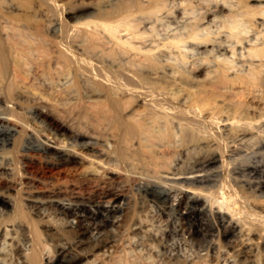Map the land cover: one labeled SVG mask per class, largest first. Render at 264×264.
I'll return each mask as SVG.
<instances>
[{
    "label": "rangeland",
    "instance_id": "rangeland-1",
    "mask_svg": "<svg viewBox=\"0 0 264 264\" xmlns=\"http://www.w3.org/2000/svg\"><path fill=\"white\" fill-rule=\"evenodd\" d=\"M216 1L226 3L227 8L222 7L215 16H209V11ZM263 10L264 2L255 3L250 0H0V51L4 52L2 65L0 64V89L5 91L9 100L19 101L20 107H13L10 111L15 113L26 125L24 132L18 135L16 145L13 148L7 147V152L2 153V155L8 156L12 162L10 167L13 170L9 172L11 173L10 177L4 175L3 178L9 177L17 189L10 193L19 201L21 211L18 214L21 215L20 217L25 218L22 216L23 208H26V198L31 194L40 193L43 196H51L59 193V190L65 191V193L78 190L85 195H94L96 188H91L92 191H89L91 190L90 186L105 187L106 183L117 182L116 176L107 171L108 169L113 170L110 165L103 163L100 165L85 157L78 158L76 163L60 169L50 165L49 161L40 154L24 153V146L34 142V139L27 142L32 132L38 138L48 137L54 133V130L44 120L36 117V113L33 112L35 107L41 106L50 119L53 118L61 124H67L70 131H83L87 135L85 140H98L100 142L98 149L101 151L104 149V145L108 146V140L112 143L115 138H118V123L115 122L113 111L110 108L111 102L117 103L123 111V116L128 117L126 120L134 117V111H137V114L149 112L142 106L141 99L125 92L120 82L113 76L114 73L125 72L129 69L145 75L154 73L152 74L153 78L158 76L157 85L160 83L159 86H162L161 88L165 92L170 91V94L169 91L166 93L168 97L171 96L169 98H174L177 103L183 102L182 104L186 106L196 103L197 100H203L204 96L212 93L208 86H211L212 81L215 82L213 79L217 80L218 78V71L222 64L221 58L223 59L224 56H221V61L212 58L216 54L215 45L220 44L222 40L225 43L228 41L230 44L235 43L233 46L237 45V41L243 42L240 45L247 46L244 51L247 55L249 50L264 46ZM126 13L133 14L131 23L137 31L146 33L145 37L148 41L151 39L150 42L158 40L159 43H162L165 40H178L179 37V40L183 41L181 45L184 48L174 49L171 54L168 53L165 56V59L159 57L157 50L151 52V56L148 58L151 60L146 59L143 55H132L129 58L132 53L128 52L129 48L115 45L104 29L106 23H110L113 19ZM213 19L214 21H212ZM235 25L237 28H233ZM54 26L58 27L52 32ZM243 31L244 33L248 32L244 34ZM194 33L197 38H194L195 40L192 38ZM241 33L245 36L240 35ZM239 35L244 37L238 38ZM226 37H228V41H226ZM201 41L206 42L207 46L201 48L199 52H203L199 54L197 50L193 49L197 48L194 43ZM248 42L250 43L248 44ZM208 43H211V46ZM257 43H259L258 46ZM142 47L140 46L139 50H145ZM123 57L126 62H123ZM202 61L205 63L211 61L208 71L195 73ZM255 62L260 63L259 61ZM214 63L216 65L213 66ZM262 63L259 65L264 64ZM243 64L245 63H239V66H243ZM246 64L242 67L243 69L247 68L248 64ZM212 68L216 71H212ZM156 72H158L157 75ZM209 73L216 75L212 74L213 76H211ZM239 73L244 72L239 71ZM234 75L235 73L230 71L228 77L233 78ZM197 76L198 78H196ZM184 80L185 83H183ZM187 81L189 82L186 83ZM175 82H179L182 86L178 85V87ZM168 86L170 89L167 88ZM132 87L137 88L136 86ZM201 91L206 92L207 95L205 93L202 95ZM261 95L262 93H260ZM210 98L212 106L221 103L222 97L219 94H213ZM262 98L264 95L260 97V99ZM208 110L201 113V116L208 117L207 115L212 114V111ZM220 127L218 125L216 129L220 131ZM172 128L173 132L175 131L174 134L178 136L180 132L176 124H173ZM223 136L222 134V138H224ZM65 138L57 137L62 144H65L63 143ZM179 139L173 142L178 145ZM131 143L127 137L122 142L126 149ZM161 147L163 151L164 147ZM161 147L159 146L160 151ZM176 151L177 153H175ZM176 151L174 150V154H170L173 158L170 155L167 156L168 166L173 162L170 167H177L180 170H190L200 155V150L196 148H190L185 152V154L188 152L187 155L190 153L189 156L184 155V151L182 153L178 148ZM102 152L105 153V150ZM88 154L92 155V153ZM112 164L115 163L112 162ZM221 165L222 163L219 164V166ZM189 167L191 168L189 169ZM224 178L230 195L234 196L233 199L240 200V195L234 193L233 183L229 177L224 176ZM220 184L221 182L217 186H209L207 191L194 190L192 186L191 188L186 187L187 203L180 210L170 206L177 204L175 192L169 190L165 192V188L154 187L151 192L155 194L156 200L164 201L169 206L167 209L169 211L164 213L162 204L153 201L150 196L146 195L145 189L138 188L135 181L129 178L126 180L125 188L122 189L125 195L124 207L119 208L112 216L103 217L96 214L94 221L102 223L104 232L111 233L115 240H120L125 230L118 226L120 220L121 222L125 221L126 227L129 228L140 220L145 223L147 221V224L154 227V230L160 234L165 233L168 229H175L179 223L183 222L187 231L180 232L181 234H172L167 239V245L168 247L176 246L177 252L185 258H189L188 260L198 261L201 254L208 252L205 246L210 245L209 253L211 255L209 254L207 257L208 264H240V262L241 264H264L262 250H259V253L257 252L250 260L251 263L241 256L242 251L236 243L240 241L239 238L242 235L241 225L237 224L233 233L227 232L226 228L231 221L238 222L237 217L234 218L230 211H219L216 208L212 210L211 202H206L203 199V196H209V191H217ZM42 187L46 188L42 189ZM193 188H197V186H193ZM196 198H199L198 201H203V206L196 203ZM262 200L263 198L260 200L261 203L258 201L259 205L262 204ZM251 201L253 200H245L244 203L250 206ZM52 208L58 212H65L67 216L58 217L54 213L50 219L42 220L38 226L40 231L38 237L44 238L51 244L52 254L55 255L60 242L71 243L76 237L73 230L66 229L67 222L75 223L77 218L83 219L89 213L76 207L64 208L59 204H55ZM26 218L31 220L34 216L28 214ZM194 222H197L199 228L201 227V232L191 236L192 223ZM168 225L172 227L170 228ZM205 234L208 235L205 236ZM198 240L203 241V246L197 242ZM52 249H56V251ZM168 250L166 251L168 252ZM233 250H236V254ZM12 255L11 264H19L18 257L15 254Z\"/></svg>",
    "mask_w": 264,
    "mask_h": 264
},
{
    "label": "bare ground",
    "instance_id": "bare-ground-1",
    "mask_svg": "<svg viewBox=\"0 0 264 264\" xmlns=\"http://www.w3.org/2000/svg\"><path fill=\"white\" fill-rule=\"evenodd\" d=\"M250 1L255 3L264 2V0ZM213 7L216 9L214 10ZM213 7L209 11V16H215L222 7L227 8L226 3L224 4L221 1H216ZM132 15V13H126L104 25L105 31L115 45L129 48L128 52H132L129 58L132 55H143L148 59L151 56V52L157 50L159 51V57H164L165 59V56L168 53L171 54L174 49H181L183 41H180L179 37L178 40H165L162 43H159L158 40L157 42L153 40L150 42L151 39L148 41L145 37L146 33L137 31L131 23ZM57 27L54 26L52 32ZM233 28H237V26L235 25ZM243 33L240 35L245 34ZM240 35L238 38L245 36ZM192 38H196L195 33ZM227 38L226 41H228ZM166 39L168 40V38ZM228 43L222 40L220 44L215 45L217 48L216 54L214 56L211 55L216 61L217 59L220 60L221 56H224L223 59L221 58L222 61L220 60L222 64H220L217 80L212 77L215 82L212 81L211 86H208V89L214 95L219 94L223 98L220 99L221 103L216 106H212V103H210V96L213 94L207 95L206 92L204 93L207 96H204L203 100L200 99L196 103L187 104L188 106L182 104V101V103H177L174 98H172V101L169 98L171 96L168 97L166 94L169 90L165 92L161 88L162 86H159L160 83L157 85L158 76L153 78L152 74L154 73L145 75L130 69L125 72L114 73L113 76L120 82L125 92L139 98V100L141 99L142 106L149 112L137 114V111H134V117L126 120L128 117L123 116L122 109L119 108L117 103L111 102L110 108L113 111L115 122L118 123V138H115L112 143L108 140V146L103 144L104 149L101 151L98 149V146H100L98 140H85L87 135L83 131H70L67 124H61L53 118L50 119L41 106L35 107L33 112L36 113V117L44 120L54 130V133L48 137L38 138L32 132L27 142L31 139H34V142L24 146V153L40 154L49 161L50 165L60 169L76 163L78 158L85 157L87 160L100 165H102L101 163L110 165L113 170L108 169L107 171L116 176L117 182L106 183L105 187L90 186V189L96 188L94 195H85L84 193L83 195L78 190H72L67 193L59 190V193L52 194L54 196H43L40 193L31 194L26 198V208H23L22 216H25V218L20 217L21 215L18 214L21 211L18 204L19 201L17 197L10 193L16 189L9 178V175H11L9 172L13 170L10 167L12 162H10L8 156H4L2 153L7 152V147L13 148L16 145L18 135L24 132L26 125L15 113L10 111L13 107H20L19 101L9 100L5 91L0 89V105L2 106H0L2 108L0 110V217L8 218H0V264H11L12 254L18 257L19 264H208L207 257L210 254V245L205 246L208 252L201 254L198 261H190L188 260L189 258L183 257L177 252L176 246L168 247V237L172 234L185 232L186 229L183 222L179 223L175 229L170 230L167 228L168 230L165 233L160 234L154 230V227L152 228L147 224V221L145 223L140 220V222L134 223L129 228L126 227L125 221L121 222L120 220L118 221L120 223L118 226L125 228V230L123 231V236L119 237L120 240L116 239L117 241L112 237L111 233L104 232V225L96 223L94 216L96 214L103 217L112 216L119 208L124 207L123 200L125 195L122 189L125 188L126 180L129 178L135 181L138 188L145 189L146 195L150 196L153 201H157L155 194L151 192L154 187L165 188V192L167 190L175 192L177 194V204L170 206L177 210L184 208L187 203L186 187L191 188L192 186L194 190L207 191L209 186L214 187L221 182L217 191H209V196L204 197L202 195L203 199L206 202H211L212 210L216 208L219 211H230L234 218L237 217L236 220L238 222L231 221L226 230L228 233H233L237 224L241 225L242 235L239 238L240 241L236 243H238L237 246L242 251V257L250 262L259 250L264 252V98L260 99L264 95V46L249 50L247 55L244 52L247 46L242 47L240 45L243 42L237 41L235 46H233L235 43ZM208 44L210 45L211 43ZM194 45L197 48L193 50H197V53L202 54L203 51H199H201V48L206 47L207 43L201 41L194 43ZM140 46H143L142 49L145 50H139ZM3 55L4 52L1 50V65ZM212 58L210 59L212 60ZM124 61L126 62V59L124 60L123 57ZM255 61L263 62V65H259L260 63L257 64ZM202 62H200L202 66H195L197 67L195 73L199 74L203 71H208V65L211 61L210 63L208 61V63L203 62L204 64ZM242 62L248 64H246V69L242 68L245 64L239 66V63ZM213 68L215 69V67ZM213 68L212 71H214ZM230 71L235 73L233 78L228 77ZM239 71L244 73H239ZM157 73L155 74L157 75ZM209 74L213 76L215 73ZM211 76H209L210 79ZM180 82L182 83L183 81ZM183 83H185V80ZM175 85L182 86L179 82ZM169 86L167 87L168 89H170ZM223 89H226V91H223ZM177 90L179 91V89ZM168 93L170 94V91ZM204 93L202 92V95ZM257 93L259 94L257 95ZM260 93H262L261 96ZM208 109L210 112L212 111V114L207 115L208 117L201 116V113ZM173 124H176L180 136L174 134L175 131L173 132L172 130ZM218 125L221 126L220 131L216 129ZM221 133L224 138H222ZM57 137H66L63 142L65 144H62ZM126 137L132 142L127 149L122 144ZM176 138H180L178 145L174 143L178 141ZM69 140L72 142L70 143ZM160 142H163V144H160ZM159 146H163L164 150L162 151L161 147L160 151ZM176 148L182 153L184 151V155H187L188 152L186 154L185 152L190 148L200 150V155L195 160L193 167H189V169L191 168L190 170L170 167L173 163L170 161L171 164L168 166L167 156L171 153L174 154L173 151H176ZM104 150L105 153L102 152ZM88 153H92V155ZM171 158L173 157L171 156ZM112 162L115 164L113 165ZM220 163H222L221 166H219ZM127 167L130 168L128 169ZM4 175L9 177L3 178ZM224 176L229 177L233 183L234 193L240 195V200L233 199L234 196L230 195V191H228L224 183ZM193 186H197V188H193ZM46 187H42V189ZM39 188L38 190H40ZM89 191H92V189ZM262 198V204L259 205ZM198 199L196 198V203L203 206V201H198ZM245 200L253 201H251L252 204L250 206H247L244 203ZM157 202L162 204V212L167 213L166 211H169L167 210L169 208L167 203L159 200ZM55 204H59L64 208L76 207L81 211L88 212L89 215L83 219L77 218L75 223L67 222L66 229L73 230L76 237L71 243L60 242L56 254L53 255L51 244L44 238L38 237L40 232L38 226L42 220L50 219L54 213L58 217H61V215L67 216L65 212H58V210L52 208ZM124 209L127 210V208ZM28 214H33L34 218L31 220L27 219L26 216ZM196 223H192L193 231L191 236L201 232V227L199 228ZM207 235L205 234V236ZM47 236L51 240L49 235ZM193 239L195 240V238ZM197 242L203 246L202 240ZM167 249H169L168 252L166 251ZM52 250L56 251V249Z\"/></svg>",
    "mask_w": 264,
    "mask_h": 264
}]
</instances>
